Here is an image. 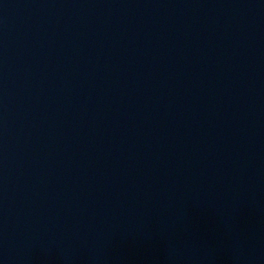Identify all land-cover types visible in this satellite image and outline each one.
Segmentation results:
<instances>
[{
	"label": "water",
	"instance_id": "water-1",
	"mask_svg": "<svg viewBox=\"0 0 264 264\" xmlns=\"http://www.w3.org/2000/svg\"><path fill=\"white\" fill-rule=\"evenodd\" d=\"M0 264H264V0H0Z\"/></svg>",
	"mask_w": 264,
	"mask_h": 264
}]
</instances>
